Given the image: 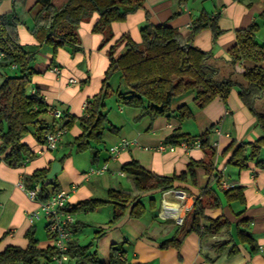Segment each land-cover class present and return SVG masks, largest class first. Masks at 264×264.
Segmentation results:
<instances>
[{
    "label": "crops",
    "instance_id": "crops-1",
    "mask_svg": "<svg viewBox=\"0 0 264 264\" xmlns=\"http://www.w3.org/2000/svg\"><path fill=\"white\" fill-rule=\"evenodd\" d=\"M51 1L56 8L67 2ZM35 8V0H25L22 7L14 5L13 0H0V13L13 9L20 20L16 33L21 44L37 43L30 30ZM262 10V0H187L185 4H180L178 0H142V6L129 13L125 20L110 23L112 38L103 46L101 43L104 34L92 30L98 19V13L93 12L76 29L79 50L72 51L70 47L64 46L52 53L49 45L40 44L32 62L35 72L30 77L29 91L33 92L36 88L43 95L48 109L44 116L48 123L54 121L58 125L66 115L80 116L87 100L100 91L110 59L108 50L120 36L128 35L132 41L139 43L140 28L149 21L175 27L186 37L191 33L192 20L202 12L211 16L218 14L219 32L214 36L209 27L203 28L193 35L191 43L210 53L208 60L218 66L217 75L227 76L232 71L229 49L236 42L235 31L249 25ZM258 36L260 41L264 40L262 28L259 29ZM124 45L125 41L115 48L114 58L122 54ZM114 76L119 79H115L116 88L120 87L117 73L110 79L111 86ZM237 90V87H232L224 100L217 96L201 109L193 102L194 93H186L172 102L169 115H160L153 119L144 116L137 121L134 118L139 112L138 109L118 104L111 116L106 113L117 130L104 131L95 160L92 151L76 152L67 144L81 133L77 121L62 135L54 150L39 152L43 149V143L38 142L31 132L24 135L21 141L35 153L32 158L12 167L2 159L4 154H0V252L10 245L26 248L28 239L25 233L29 229H33L38 247L46 248L52 244L47 231V217L40 214L32 221L28 219V213L39 208L38 201L28 197L22 188L24 174L41 168L50 169L52 162L57 161L61 169L53 177L60 190L69 193V205L92 198L105 199L109 189L131 187L121 166L132 159L158 175L173 176L186 172L191 162L204 158L200 147L186 148L178 143L174 144L173 150H159L157 146L167 142V136L177 128L192 136L210 129L209 142L216 151L213 161L220 178L219 182L213 179L210 185L218 191L226 189L221 186L223 183L228 187L242 186L245 197V204L232 202L227 205L223 202L218 208L206 210V214L212 218L219 215L228 218L231 222L229 229L206 239L191 232L185 236L178 248H161L160 242L171 237L180 225L176 220L161 218L158 215L159 209L154 217H147L144 213L142 217L135 218L128 215L127 211L119 220L110 222L112 207L106 204L93 211L74 213L77 224L74 239L82 245L90 243L89 251H96L98 259L104 263L109 261L110 245L114 244L123 253L125 264H264V170L253 161H248L247 166L240 169L227 163L231 149L223 154L231 142H234L235 147L242 141H254L261 135L256 117L239 98ZM183 104L190 108L192 117L179 120L177 108ZM257 107L264 108V99L257 100ZM50 109L58 110L60 115H51ZM121 139H127L130 143L117 155H111L108 148ZM104 162L108 167L106 171L89 173L90 168L99 167ZM121 171L123 174H119ZM194 172L195 183L189 180L175 182L176 188L184 190L190 197H196L209 181V174L204 168L194 167ZM119 178H124L125 181L122 182ZM154 192L159 191L148 192L142 197ZM142 197L141 202L145 205ZM99 210H102V216ZM239 211L242 212L236 216L235 213ZM241 218L250 219L247 230L257 244L254 252L236 238L234 224ZM85 226L90 227L92 232L88 229L85 239L82 240L81 234L85 232ZM98 230L101 232L94 238ZM224 241H229L228 248L236 244L238 251L231 255L227 253L228 249L222 253L216 252L217 244Z\"/></svg>",
    "mask_w": 264,
    "mask_h": 264
},
{
    "label": "trees",
    "instance_id": "trees-1",
    "mask_svg": "<svg viewBox=\"0 0 264 264\" xmlns=\"http://www.w3.org/2000/svg\"><path fill=\"white\" fill-rule=\"evenodd\" d=\"M185 4L187 0H178ZM264 2V0H262ZM25 0H13L14 5H24ZM33 26L30 30L37 43L21 44L16 33L20 22L15 10L0 13V51L4 54L0 61V154L9 166H19L34 156V152L22 142V137L31 132L36 140L44 143L45 136L51 131L64 128L65 132L78 122L81 133L67 143L76 152L92 151L93 160L98 155V145L102 142L105 130L115 132L105 112V100L113 92L110 79L119 74L127 90L116 89L118 102L123 106L139 110L135 120L144 116L151 119L160 115H169L172 102L186 93L193 92V102L197 108L205 107L213 98H226L232 87H237L238 96L256 117L261 135L254 141H242L234 147L231 142L223 154L232 150L227 163L243 169L248 161H253L257 167L264 170V108L257 107V100L264 97V40L259 41L257 34L260 28L264 31V10H262L249 25L235 31L236 42L229 49L232 71L227 76H219L218 66L210 63V53L191 43L194 34L209 27L213 35L219 32L217 28L218 14L208 15L202 12L192 20L191 33L182 36L175 27L164 23L146 22L140 28L141 41L135 43L128 35L120 36L108 50L109 64L101 81L100 91L86 102L82 115H66L55 125L48 123L45 113L48 110L45 99L38 89L30 92V77L35 72L32 62L41 43L50 46L52 53L59 47H70L72 51L80 49L76 29L80 22L88 19L93 12L98 13V19L92 30L104 34L101 45L111 38L110 23L123 21L127 15L142 6V0H67L56 8L51 0H35ZM261 21V22H260ZM125 41L124 51L117 58L113 57L115 48ZM234 73L242 80H236ZM177 117L184 120L192 117L190 108L183 104L177 108ZM210 129L192 136L183 133L179 128L167 136L166 141L178 144L181 139L200 140V148L204 158L191 162L186 172L180 175H158L132 159L123 164L121 169L130 181V188L109 189L105 199H87L72 205L67 204L70 212L93 211L97 207L110 204L112 217L110 222L119 220L128 211V215L140 218L146 211L141 197L152 191L159 192L176 188L175 182L189 180L195 183L194 167H202L209 174V181L195 197L191 209L184 220L177 226L176 232L160 242L161 248L173 246L178 248L191 232L197 233L201 239L214 236L222 230L229 229L231 222L223 215L210 217L207 209L218 208L223 202L245 204L242 186H233L218 191L210 182H219L213 158L216 151L209 142ZM49 168L36 169L30 174H24V186L45 181L41 185L38 199L46 201L51 193L60 190L55 180L46 178ZM48 186L51 188L48 189ZM220 193L222 197L220 196ZM153 208L152 199L149 202ZM242 211L235 213L239 216ZM249 218L238 219L235 224V235L239 243L247 244L252 252L257 250V244L247 230ZM77 224H75L76 227ZM101 231L95 233L98 237ZM28 239L26 248L7 246L0 252V264H38L42 258H47L55 252L54 248L37 246L38 240L33 229L25 233ZM229 241L220 242L215 250L218 253L228 249L229 255L235 254L236 244L228 248ZM89 244L82 245L76 239L71 241L67 253L75 264H125L123 253L114 244L110 245L109 261L104 263L97 257L96 251H89Z\"/></svg>",
    "mask_w": 264,
    "mask_h": 264
},
{
    "label": "built area",
    "instance_id": "built-area-1",
    "mask_svg": "<svg viewBox=\"0 0 264 264\" xmlns=\"http://www.w3.org/2000/svg\"><path fill=\"white\" fill-rule=\"evenodd\" d=\"M4 54L0 51V61L3 59ZM73 81V80H72ZM49 113L53 116H59L60 112L56 109H50ZM65 132L64 128L51 131L46 134L45 141L43 143L42 150H54ZM130 142L127 139H121L117 143L111 145L108 150L111 155L115 156L119 151L125 149ZM179 144L189 147H199L200 140L196 138L192 141L181 139ZM174 144L167 142L160 143L157 148L174 149ZM108 169L107 163H102L99 167H92L89 173H102ZM123 174V172H119ZM45 181H39L29 186L22 185L28 197L38 201V208L28 213V219L30 221L38 218L40 214L47 217V231L52 241L51 247L55 252L49 255L47 258H43L38 264H73L74 260L71 259L67 253L69 243L74 240L75 229V216L73 212L66 209V205L69 193L63 190H58L51 193L46 201H40L37 197L41 188V185ZM223 188H228L226 183L221 184ZM75 185L72 186V189ZM162 202L158 215L163 219H174L178 224H181L185 214L191 209L195 197H190L184 190L171 188L161 191Z\"/></svg>",
    "mask_w": 264,
    "mask_h": 264
},
{
    "label": "rangeland",
    "instance_id": "rangeland-1",
    "mask_svg": "<svg viewBox=\"0 0 264 264\" xmlns=\"http://www.w3.org/2000/svg\"><path fill=\"white\" fill-rule=\"evenodd\" d=\"M257 39L259 40V36L257 34ZM260 41V40H259ZM117 76H114L112 78V82H113V85H112V88H113V92L110 93V95L106 98L105 100V112L107 114H109V116L112 115V112L115 110V108L119 105H122L121 103L118 102V98H117V94H116V89H119V91L121 92H124L125 90H127L126 86L124 85V83L121 81L119 82L120 83V87L118 86L116 88V78ZM236 80H242L241 79V76L239 74H236L234 73V76H233ZM119 80V79H117ZM111 82V83H112ZM262 99H264V97H262ZM123 106V105H122ZM127 107V106H126ZM86 152V151H85ZM90 152V151H88ZM122 182H124V178H119ZM220 196L222 197L221 193H220ZM152 199V202H153V208L150 207V201ZM142 201L145 203V205L147 206V210L145 212V216H155V213L161 208V202H162V196H161V193L160 192H154V193H151L150 195L146 196V197H142ZM98 211V210H97ZM79 213H83V211L79 212ZM99 213H100V216H102L103 212L102 210H99ZM185 216L183 217V220H184ZM90 228V227H89ZM88 227H84V231L82 234H81V238L82 240L85 239V234H86V231L89 229ZM90 233L92 232L90 229L88 230ZM84 236V237H83Z\"/></svg>",
    "mask_w": 264,
    "mask_h": 264
},
{
    "label": "water",
    "instance_id": "water-1",
    "mask_svg": "<svg viewBox=\"0 0 264 264\" xmlns=\"http://www.w3.org/2000/svg\"><path fill=\"white\" fill-rule=\"evenodd\" d=\"M60 169H61V165L59 162L57 161L52 162L50 169L48 173L46 174V178L47 179L52 178Z\"/></svg>",
    "mask_w": 264,
    "mask_h": 264
}]
</instances>
